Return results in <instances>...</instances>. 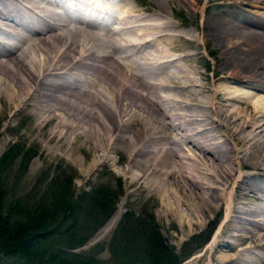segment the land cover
Listing matches in <instances>:
<instances>
[{
	"label": "bare ground",
	"instance_id": "obj_1",
	"mask_svg": "<svg viewBox=\"0 0 264 264\" xmlns=\"http://www.w3.org/2000/svg\"><path fill=\"white\" fill-rule=\"evenodd\" d=\"M122 1L0 0V115H28L49 153L77 139V149L91 153L80 162L84 176L120 154L126 182L155 197L181 235L227 204L206 264L257 263L264 258V31L250 26L264 30V23L206 22L205 37L222 48L221 72L208 85L190 56L176 52L175 25L161 23L162 7L145 14ZM105 8L118 29L96 21ZM248 167L250 174L238 172ZM216 235L224 239L214 243Z\"/></svg>",
	"mask_w": 264,
	"mask_h": 264
},
{
	"label": "rangeland",
	"instance_id": "obj_2",
	"mask_svg": "<svg viewBox=\"0 0 264 264\" xmlns=\"http://www.w3.org/2000/svg\"><path fill=\"white\" fill-rule=\"evenodd\" d=\"M125 4L126 8L142 10L145 14L156 7H162L165 16L159 19L161 23L175 25L173 35L170 36L173 38L171 42L176 52L190 56L194 68L204 75L200 81L207 82L208 85L212 84L214 77L221 72L219 58L222 55V48L219 43L214 42L213 38H209L211 31L206 22L221 18L225 26L240 24L244 20H257L264 23V5L251 4L244 0L240 3L233 0H123L121 5ZM107 24L112 29L119 28L114 20H110ZM250 29L264 31L258 26H250ZM207 34L209 36L205 37ZM157 43L158 46H165L164 41L158 40ZM149 49L151 50L150 47H145V50ZM10 114L9 117L4 118L0 115V133L4 132L5 137L0 157L3 154H13L7 157V163L0 169V187L6 192L5 201L0 210L2 215L7 206L12 205L17 198L27 206L28 203L32 205L37 202L49 205L53 197L52 193L49 194V190L54 188L55 181V189L57 183L66 182L72 191L73 199L82 196L83 192L86 196L95 194V197L105 198L103 201L105 205L109 201L112 209L106 217L95 212L96 215L89 216L84 225L79 227L78 236L85 238L80 246L73 249L67 248L68 241L64 236L65 233L60 235L56 232L46 237L39 243L40 246L35 248L36 250L45 249L38 251H41L40 257L38 255L25 260L18 256L1 255L0 264H53L54 258L50 256L65 251L73 252L80 257L90 254L102 261L116 264V260L111 259L108 243L117 239L116 245L119 246L121 237L118 236L121 230L140 235L152 229L157 231L173 254L180 259L179 264L207 263L213 247L214 235L224 221L227 204L224 203L220 207L216 216L211 215L205 218L203 227L196 233L181 235L178 223L170 222L160 215L158 200L155 197L139 192L126 182L124 174L119 172L120 168H127L120 154L110 153L108 166L98 164L88 176H84L80 170V162L83 166L87 165L91 159V153L85 155L83 151L77 149V139L70 148L67 147L66 142H61L60 146H56V153L43 151L42 147L45 144L47 147L52 145L49 144L50 142L47 144L41 135L31 130V118L22 113ZM27 155H30V158L23 169V162ZM250 171L252 172L248 167L238 172L247 175ZM238 172L234 179L238 176ZM230 193L231 187L226 191L227 202ZM88 205V209L95 210V205L92 203ZM118 209L120 214L115 223L109 231L103 232V228L109 224ZM69 223V220L64 222L60 228L64 230ZM77 224L82 223L78 221ZM220 238L224 239L223 235H216L214 243H218ZM255 264H264V258Z\"/></svg>",
	"mask_w": 264,
	"mask_h": 264
},
{
	"label": "trees",
	"instance_id": "obj_3",
	"mask_svg": "<svg viewBox=\"0 0 264 264\" xmlns=\"http://www.w3.org/2000/svg\"><path fill=\"white\" fill-rule=\"evenodd\" d=\"M11 155L13 154H3L0 157V169L7 163V157H11ZM28 158L30 155L24 159L23 169H25ZM55 182L54 190H49V194L52 193L53 196L49 205L37 202L33 203V206L28 203L27 206L17 198L12 205L7 206L3 215L0 213V256H18L25 260L38 255L40 257L41 251H38L45 249L38 248L39 250H36L35 248L40 246L39 243L43 242L46 237L56 232L60 235L65 233L64 236L68 241L66 247L73 249L85 241V238L78 236V230L89 216L102 214L106 217L112 209L109 201L105 205L103 203L105 198L95 197V194L86 196V193L83 192L82 196L73 199L72 191L66 182L58 181L60 184L57 183L56 189ZM5 197L6 192L0 187V210ZM90 203L95 205V210L88 209ZM68 220L70 223L62 230L60 226ZM78 221L82 224H77ZM148 231L150 232H143L144 235H136L121 230L118 236L121 237V244L116 245L117 239L108 243L111 259L116 260V264H179L180 259L173 254L171 248L162 240L157 231L155 229ZM74 238H76V242H74ZM129 238L131 239L126 241ZM50 258H54L53 264H110L90 254L80 257L69 251L51 255Z\"/></svg>",
	"mask_w": 264,
	"mask_h": 264
}]
</instances>
